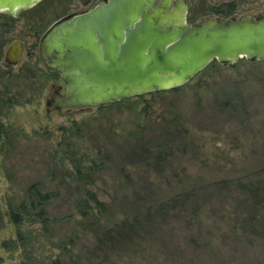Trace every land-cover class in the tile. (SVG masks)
<instances>
[{
    "label": "rangeland",
    "instance_id": "rangeland-1",
    "mask_svg": "<svg viewBox=\"0 0 264 264\" xmlns=\"http://www.w3.org/2000/svg\"><path fill=\"white\" fill-rule=\"evenodd\" d=\"M82 5L39 0L0 15V264H264V59L212 63L174 90L45 112L56 72L35 47L12 65L3 50ZM239 8L264 12V0ZM32 182L49 193L48 222H24L18 237L6 197L17 201Z\"/></svg>",
    "mask_w": 264,
    "mask_h": 264
},
{
    "label": "water",
    "instance_id": "water-1",
    "mask_svg": "<svg viewBox=\"0 0 264 264\" xmlns=\"http://www.w3.org/2000/svg\"><path fill=\"white\" fill-rule=\"evenodd\" d=\"M39 0H0L17 15ZM185 0H95L63 14L40 34L37 52L64 85L44 98V111L93 106L187 82L212 60L264 59V12L185 19ZM21 56L11 40L3 60Z\"/></svg>",
    "mask_w": 264,
    "mask_h": 264
},
{
    "label": "trees",
    "instance_id": "trees-1",
    "mask_svg": "<svg viewBox=\"0 0 264 264\" xmlns=\"http://www.w3.org/2000/svg\"><path fill=\"white\" fill-rule=\"evenodd\" d=\"M259 61V60H256ZM252 62V61H250ZM216 63L219 64L217 61L212 60L210 63H208L206 66H204L201 70H199L195 75L202 72L203 70L207 69L210 64ZM195 83H199V80H197ZM179 86H182L179 85ZM179 86L169 88L170 90L177 89ZM165 89H158L153 90L150 92H156L159 93L161 91H164ZM147 92V93H150ZM140 95H137L134 99L140 97ZM129 100L128 98L107 102V104H115L120 103ZM103 105V104H99ZM1 132V128H0ZM77 171H79V168H76ZM85 195L87 199L92 200L97 205H101L102 203L96 198L94 192L89 189H85ZM49 193L47 191H42L36 183L32 182L29 183L23 193V197L18 199L17 201L14 200L13 196H7L6 197V208L4 211V214L7 216L8 220L13 223L16 229V233L18 237H21V226L24 222H39L40 226L42 228H45L48 222V215L45 208L46 199L48 197ZM84 198V197H83ZM82 198V199H83ZM84 200H86L84 198ZM99 205V206H100ZM18 264H30L27 261H20Z\"/></svg>",
    "mask_w": 264,
    "mask_h": 264
},
{
    "label": "flooded vegetation",
    "instance_id": "flooded-vegetation-1",
    "mask_svg": "<svg viewBox=\"0 0 264 264\" xmlns=\"http://www.w3.org/2000/svg\"><path fill=\"white\" fill-rule=\"evenodd\" d=\"M82 1H83V4L84 5L80 6L79 8H75L73 10L72 9L71 10H68V11L64 12L63 14H66V13H68L70 11H74V10L84 9L85 7H87L90 4H92L95 0H82ZM244 1L245 0H185V3H186L185 19H186L187 22H191V21H193V20H195L197 18H201V17H208V16H227V15H230V14H237L238 12L239 13H242L241 12V9L239 8V5H241V2H244ZM194 5L198 7L199 10L196 13L199 14V15H196V13L195 14L194 13H192V14L190 13L191 10L194 11V9L192 7ZM23 10L24 9L20 10L17 15H8V14H3V13H0V15L7 16V17H10V18H17ZM63 14H61V15H63ZM61 15H59V16H61ZM59 16H57L56 18H58ZM55 19H53V20H55ZM53 20H51L43 28V30L40 31L39 33L37 31H26L25 32V35L26 36H31L30 40L26 43L27 44L26 46L24 45V42L21 40V38L19 36H16V37L11 38L8 41V43L11 40H13V39H18L20 41V44H21V51L22 50H25V52L27 54L28 53L29 54H32V53H34V49L33 48L35 47V50L37 52L38 38H39L40 34L45 30V28ZM4 30L5 29H3V31ZM8 43H7V45H8ZM6 46H5L4 50H3L2 57L4 56V51L6 49ZM37 55H38V52H37ZM7 64H9V63H7ZM10 65H12V64H10ZM45 68L51 69V70L55 71L53 68H48L46 66H45ZM56 74L58 75L57 72H56ZM58 77L60 78L59 75H58ZM58 84H61V87L59 88V91L62 92L63 89H64V85H63L62 81H61V83H58ZM58 84H54L53 82H50L49 85H48V90L47 91H49L50 88H52V86H54V85L57 86Z\"/></svg>",
    "mask_w": 264,
    "mask_h": 264
}]
</instances>
